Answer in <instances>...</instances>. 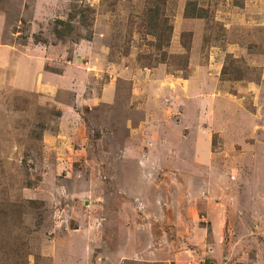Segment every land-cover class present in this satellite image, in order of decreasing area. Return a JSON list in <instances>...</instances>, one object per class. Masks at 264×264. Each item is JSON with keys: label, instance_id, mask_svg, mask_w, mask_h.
Returning a JSON list of instances; mask_svg holds the SVG:
<instances>
[{"label": "rangeland", "instance_id": "1", "mask_svg": "<svg viewBox=\"0 0 264 264\" xmlns=\"http://www.w3.org/2000/svg\"><path fill=\"white\" fill-rule=\"evenodd\" d=\"M0 264H264V0H0Z\"/></svg>", "mask_w": 264, "mask_h": 264}, {"label": "trees", "instance_id": "2", "mask_svg": "<svg viewBox=\"0 0 264 264\" xmlns=\"http://www.w3.org/2000/svg\"><path fill=\"white\" fill-rule=\"evenodd\" d=\"M159 1V0H158ZM158 3L156 5L153 4V1L150 7L147 9L146 12V29L147 34L153 35L158 40H163V38L167 37V41L169 42L172 36V29L173 25L169 23V18L167 16H162L163 13L160 12V7H158ZM92 11L90 5L85 6V12L82 10H78L76 13H70V17L68 20L59 19L58 21L62 25V29H66V32L73 33L79 28V25L86 26L90 25L93 21V17L89 16V12ZM203 10L201 7H198L196 2L189 1L187 2V6L185 8V14L188 17L192 18H203L205 17ZM83 13V14H82ZM80 15V19L78 20V26L74 23V19H76ZM79 35V34H78ZM162 45V43L160 44Z\"/></svg>", "mask_w": 264, "mask_h": 264}]
</instances>
